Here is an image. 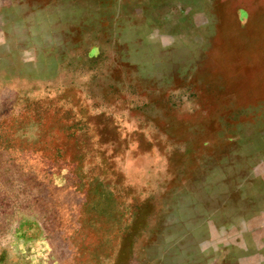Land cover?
<instances>
[{
    "label": "rangeland",
    "instance_id": "1",
    "mask_svg": "<svg viewBox=\"0 0 264 264\" xmlns=\"http://www.w3.org/2000/svg\"><path fill=\"white\" fill-rule=\"evenodd\" d=\"M0 264H264V0H0Z\"/></svg>",
    "mask_w": 264,
    "mask_h": 264
}]
</instances>
